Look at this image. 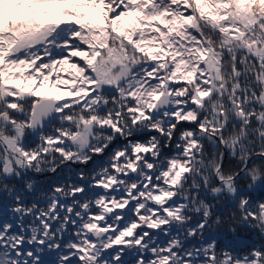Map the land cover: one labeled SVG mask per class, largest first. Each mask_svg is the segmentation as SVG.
<instances>
[{"label":"snow or ice","instance_id":"6c2138e0","mask_svg":"<svg viewBox=\"0 0 264 264\" xmlns=\"http://www.w3.org/2000/svg\"><path fill=\"white\" fill-rule=\"evenodd\" d=\"M0 264H264V0H0Z\"/></svg>","mask_w":264,"mask_h":264}]
</instances>
